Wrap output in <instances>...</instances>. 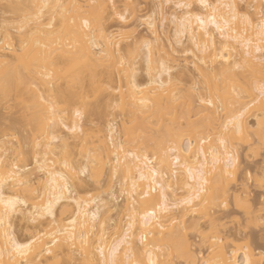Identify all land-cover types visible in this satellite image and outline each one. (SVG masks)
Wrapping results in <instances>:
<instances>
[{
    "label": "bare ground",
    "instance_id": "bare-ground-1",
    "mask_svg": "<svg viewBox=\"0 0 264 264\" xmlns=\"http://www.w3.org/2000/svg\"><path fill=\"white\" fill-rule=\"evenodd\" d=\"M120 1H124L122 3L132 12L136 11L137 3L135 5L132 0H0V6L7 2L4 8L8 7L9 12L17 16L15 21L3 20L4 25L0 22V29L3 30L0 31V106L18 109V112L15 111L18 116L12 119V125L3 129L0 138V160L8 166L7 170H11L15 163L19 176L29 185L18 190L21 197L27 194L29 207L20 205L17 211L5 220L4 228H0V264H20L22 259L14 253L9 254L10 246L5 247V229L18 242L35 241L30 253L23 257L28 264H60L65 256L73 262L72 264H97V261L100 264H105V261L111 264L113 259L116 264H135L138 260L147 264L146 250L151 253L157 264H176L174 259L179 255H184L181 258L183 260L187 258L186 264H198L195 252L191 251L190 241L185 238L187 233L183 231V224L179 227L184 228L179 230V220L185 221L182 215L188 211L190 215L191 212H198L201 217L197 214L199 216L195 222L198 220L193 222L199 226V218L209 216L207 209L211 210L220 204L219 201H229L227 199L233 196L225 175L229 172L238 174L241 166L237 146L239 143L234 140L238 133L241 134V130L242 133L246 132V136H238L245 138L246 141L243 142H251L256 137L252 136L257 135L260 139L258 141L256 137L257 142L264 145V100H261L255 90L256 84L264 78V65L260 62L264 52L256 51L257 48L264 49V36L257 27L264 0H210L212 3L234 6L238 17L247 16L253 23L251 27H247L238 19L235 30L227 33L231 39H222L215 29L210 30L214 33L211 39H201L202 33L197 31L196 41L200 44L199 49L193 43L191 32L181 33L179 36L177 34L178 21L187 9L168 14L165 7L164 19L160 18L159 21L155 17L152 26L148 18L153 17V14L138 17L137 22L132 24L129 23V18L127 22H122L112 13L113 3L117 5L118 12L125 13L119 10ZM240 1L246 3L242 6ZM155 2L158 4L159 16V6L162 3L166 6L169 3L192 4L194 13L202 12L198 7L199 0ZM101 5L107 7L101 8ZM40 12L42 16L40 21L36 22L35 17ZM219 12L225 18L230 17V9L227 7H222ZM174 14L177 15L176 23L172 20ZM105 15L106 22L98 23L104 20ZM84 19L91 21V30L83 27ZM114 21L118 22L117 25H113ZM159 22L163 24L161 27L164 26L165 31L166 24V27L171 24L174 26L171 28H174L173 32L175 30V46L182 47L183 38H188L190 49L187 51L193 56L196 73L191 77L188 70V76L191 78L188 80L194 82L200 77L198 85H184V75L179 76L180 71L176 76L177 69H174L179 65L175 63L177 59L173 52L168 51L170 45H166L171 44L173 38L166 37L170 39L168 42L162 37ZM140 26H145L150 32V42L149 36L143 38L144 35L135 36L131 43L125 42ZM128 27H132V34L129 32L127 35L125 29ZM13 33L17 35L14 36ZM143 39H147V42ZM93 40L96 47L93 46ZM146 43H150L151 48L147 47ZM174 44L172 43L171 48L175 53ZM204 44H207L209 52L203 50ZM142 46L145 51H142ZM180 51L182 53V50ZM186 52L183 51L184 54ZM221 55L229 59H221ZM141 56L146 59L144 64L147 65L144 70L148 77L144 82L138 81L139 69L135 67L140 62L137 59L140 60ZM161 64L164 65L163 69ZM184 72L187 78V72ZM194 87L198 88V92L193 91ZM217 90L223 101L219 107L209 109L207 105L199 103V98L209 95V92L214 98ZM49 100L56 102L57 111L63 114L66 124H75L77 132L66 131L61 127L58 123L60 117H57L56 124H49ZM245 109L247 111L239 121L229 123L230 120L235 121ZM77 110L82 113V118L75 115ZM112 110H117L122 116L119 130L115 120L108 123L106 120L107 126L105 125V129L103 127L104 130L100 127L97 131L84 130L83 124L81 125L85 117L96 116L95 118L102 120L103 117L111 115ZM250 116L257 120L253 129H258L253 130L250 122L247 123ZM225 125L228 129L226 132ZM248 127L255 131V134L251 132L252 140L251 134L247 136L250 132ZM23 130L27 131L24 140L30 144L37 165L34 166L33 172L27 166L29 164L23 163L21 145L14 143V139L22 135ZM53 136L56 138L53 139ZM221 136L227 139L229 151L235 154V169L226 167L227 157L224 147L219 143ZM248 137L249 139H246ZM70 139H74V143L77 141V145L80 140L79 155L82 157L77 158L76 151L73 152L76 147ZM231 142H234L233 146ZM235 143L237 148L234 147ZM172 148L177 149L175 156L180 160L179 165L174 164V156L170 151ZM214 155L217 157L215 165ZM144 156L156 158L155 185H152L153 178L148 170L151 165L146 166ZM65 161L69 165L68 168L64 166ZM35 169L40 172V177L35 176L34 179L32 175L38 172ZM189 169L193 170L194 179L189 177ZM200 173H203L202 177ZM5 174V167L0 165V175ZM141 174L147 179L142 180ZM81 175H85L87 180L95 179L99 184L98 178L104 176L105 185L111 191L108 192L110 200H102L101 196H88L93 188L99 187L95 188L90 183L87 186L86 178ZM62 176L67 177L70 191L64 192L61 197L60 190L65 183L61 179ZM150 185L156 188V192L142 197V193L148 191ZM161 185L165 196L168 197L167 212L159 207L163 203L160 196ZM244 185L243 190L248 192L247 185ZM99 186L102 188L104 185ZM115 186H119V192L125 195L123 204L116 203ZM37 190L43 199L34 201L32 194ZM81 190L86 197L81 194ZM179 190L185 191L180 198ZM49 202L52 205L51 215L47 214ZM173 204L178 206L173 207ZM34 207L39 208L40 212L30 215ZM154 207L159 223L148 215ZM177 212L181 213V219L177 221L180 223L175 222L177 218H174V214ZM124 218L127 223L123 227ZM16 219L25 221V227L28 225V229L25 228L28 230L25 239H19L15 233ZM72 220L76 221L75 225L70 223ZM212 220V223H215L216 219ZM182 231L184 235L181 234ZM180 234L184 236L181 241ZM142 235L146 236L144 243H141ZM204 237L213 245L207 238L210 236ZM122 240L125 242L120 244ZM220 241L222 242L223 238H219ZM228 242H222L223 245L219 246L218 250L210 246L213 250L201 264L207 261L212 264H255V255L251 248L248 247L237 255V250L228 249ZM118 244L120 250L113 257L111 250ZM100 249H103V257ZM125 251L129 253L127 258Z\"/></svg>",
    "mask_w": 264,
    "mask_h": 264
},
{
    "label": "rangeland",
    "instance_id": "rangeland-1",
    "mask_svg": "<svg viewBox=\"0 0 264 264\" xmlns=\"http://www.w3.org/2000/svg\"><path fill=\"white\" fill-rule=\"evenodd\" d=\"M132 1L135 2L134 3L135 5L137 3V5H136L137 6L136 7V11L134 10L133 12L131 10H129L130 8L129 9H128V7L126 8V6H125L126 4L124 5V3H122L124 1L118 2V6H120L119 10H121L122 12L130 13L127 16V18H129L128 19L129 23H132V24L134 22L136 23L137 20H138V17H141V16L146 15V14H149V15L155 14V17L160 21V16L158 15V12H157V11H159V9H157L158 8V4H155V3H157V2H155L157 0H132ZM5 3H7V2H5ZM5 3L3 2V4L1 5L3 9L0 8L1 9L0 10V22H1V24H2V21L3 20L8 21V19H10L11 21H15L16 20V17H17V16L16 17L14 16L15 14L9 12L10 10H9L8 7L7 8H4L5 7ZM244 3H246V2L245 1H243V2L240 1V4L242 6L244 5ZM174 5H175L174 3L167 4V6H166V12H168V14L171 13V12L172 13L173 12H180V9H176L174 7ZM124 7L126 8L125 11H124V9H125ZM4 18H7V20L4 19ZM10 20H9V22H11ZM6 23H8V22H6ZM6 23H5V26H6ZM115 23L117 25L118 22L114 21L113 25ZM164 23H166V21ZM167 23H169V22L167 21ZM1 24H0V26H1ZM2 25H4V24H2ZM159 25L161 27V25H163V24L161 22H159ZM166 25H165L166 31L163 30L164 29V26H163V28L162 27L160 28V31H161L162 37L164 39H166V41L168 40V42H169L170 39H172L173 37H175L174 36L175 35V30L173 32V29L174 28H171V27H174V26H172V24H171V26H167V27H166ZM13 30H12V32H13ZM132 30H133L132 27H128V28L125 29V31L127 32V35L129 34V32L131 33ZM0 31H3V30L0 29ZM15 31L16 30H14V32ZM149 33L150 32L147 30V28L145 26H140V27L137 28V31L135 33H133V34L131 33L132 35L130 36V38H129V36H127V38H129V39L128 40L125 39V42L126 41L127 42L129 41L131 43V41L134 40L135 36H140V35H141V37H143V35H144L143 38H146V36H149V39L148 40L150 42V35H149ZM15 34L16 33H13L14 36L17 35V34L15 35ZM168 36H170L169 37L170 39H167ZM143 40L145 41V39H143ZM172 40H173V42L171 41V44H166V42L164 44H166L167 47H168V45H170L168 51L170 53L173 52L172 54L177 59V62H175V63L178 64L179 67L174 69V70L177 69L175 71L176 76L178 75L177 72L180 71V74L183 72V74H181V75L179 74V76L184 75V76H182V78L184 80L182 78H180V79H182V81H183L182 83L184 85H186V86H188V85L190 86V84H191V86L198 85L197 82L200 81L199 80L200 77L195 76V78L196 77L199 78V79H197L198 81L195 78H192V80H194V79L196 80L194 82H192L191 80H188V78H190V76L192 77V75L193 76L196 75L195 70H194V67H193V58H192L193 56H191L192 55L191 53H188L190 51H187L188 48L190 49V45H188L189 44L188 38L185 37L182 40V43H183L182 45L184 46V49L185 50L182 49L183 46L182 47L181 46L180 47L175 46L174 43L176 42V39L173 38ZM14 41H16V40H14ZM145 42H147V39H146ZM172 43L174 44V46L176 48L175 53L173 51V48H171L172 47ZM124 45H125V43H124ZM143 46H142V49L143 50L142 49L141 50L142 51H145V49L143 48ZM180 50H182V53H181ZM183 51H185V52L187 51L186 53H188V54L185 55L183 53ZM144 53H143V55H144ZM9 59H10V56H9ZM141 59H143L142 56H141ZM141 59L140 60H139V58L137 59V61H140V62L135 67L136 68L138 67V69H139V71L137 73V77H138L137 79H138V81L140 80V82H142V81L144 82L147 79V77H148L146 75V71L144 70V67L146 68L147 65L144 64V63H146V59H143L142 61H141ZM143 61H145V62H143ZM174 70H173V72H174ZM181 70H183V71H181ZM188 70H189V72H190L191 75L188 73ZM184 71L187 72L186 73L187 76H188V74L190 76H188L186 78V76L184 74L185 73ZM172 75H173V73H172ZM173 77L175 78V76H173ZM178 78H176V79H178ZM17 110H15V109H8L6 107H3V106L1 107L0 106V138L2 137L3 129H5L9 125L11 126L12 125L11 123L14 122V120L12 121V119L14 117L16 118L18 116V115L17 116L15 115V113L17 114V112H18ZM15 111H17V112H15ZM111 113H112L111 115H109L107 117H103L102 120H101V118L100 119L99 118H95L96 116L95 117H92V115L90 116L92 118L85 117V119L83 120L84 122L82 121L81 122V125L83 124L84 130L85 129H87V130H89V129L93 130L94 129L95 131H97L99 127L102 130H104L105 129V125L107 126V124H105L106 123V120H107V123L110 120H113V121L115 120L116 121V124H117V127L116 128L119 130V128H120L119 126H120L121 121H122V116L118 114L119 112L117 113V110L116 111L115 110H112ZM253 117H251V116L248 117V119L249 118L250 119L247 122V123L250 122L249 124L252 125V129H253V126H254L255 122L257 121V120H255L256 118L254 119ZM104 118H106V119H104ZM256 126H257V124H256ZM103 127H104V129H103ZM248 128L250 129L251 127H248ZM249 129L247 130V132L249 131ZM252 129H250V132H248L247 136H249V134H251V132H253V131H251ZM255 129H253V130H255ZM104 133H105V131H104ZM253 133L255 134V131ZM244 134L246 136V132H243L242 133V130H241V134H239V133H238V135L236 134L237 135V138L234 139L235 141H237L239 143L238 145L235 143V146H234L236 148L238 146V149H239L238 151L240 153V156L239 157H240V161H241V166H240V168L238 170V174L235 173L237 175L236 177H234L235 176L234 172H231V175H229V174H226L225 175V177L227 179V182L229 181V184H230V187H229V185H228V187L231 188V192L233 193V196L231 195L232 193L229 194V195H231L230 197L228 196L229 199H227V200H229V201H226L225 200L226 201L225 202L222 199L223 202L222 201L221 202L219 201L220 204L218 206L212 208L211 210L209 209L210 211L207 209V212H209L207 214H209V216L207 214H205L208 217L205 216V218H203V217L202 218H199L200 219L198 221L199 222L198 223L199 226H197V224L196 225L194 224L196 217H198L199 215H200L199 217H201V214L198 213V212H197V214H199V215H197L196 213L195 214H192V212H191V215H192L191 216L189 211L186 212L184 214V216L182 215V218L183 217L185 218V221L184 220L183 221L186 224L183 223V221H182V219L180 217L181 216V213L177 212V213L174 214L175 215L174 218H177L175 222H177L179 219H181V220H179V221H181V224H177V223H180V222H177L175 224H177L178 227H179V225H182L183 224V226L185 227L184 228L183 226H181L182 229L184 228L183 231L185 230L184 232L187 233V235L185 234L186 235L185 238L190 241V246H191V249H192L191 251L195 252V255L197 257L198 264L203 263V261L210 256V251L213 250V249L214 250L215 249L218 250L219 246L223 245L222 242L224 243L225 241H227V242L229 241L228 242V245H226V244L225 245L229 247L228 249H230V251L237 250V253H238L237 255H239L242 251H246V248H248V247L251 248L253 250V252H254V255H255L254 256L255 264H264V218H262V212H264V183H261V178H264V145L262 143H260V144H262V145H260L257 142L258 136L257 135L252 136V134L250 135V138H251L250 140H252V137H255V136L257 138L256 137H255V139L253 138V141H251V142H248L249 140H247L248 143L247 142H243V141H246L245 138H242V137L241 138L240 137L238 138V136L239 135L243 136ZM25 135H27V131L26 130H23L22 135H20V136H18L17 138L14 139V143H17L18 145H21L22 150H23V157H24V159H23L24 162L23 163H26V165L29 164L27 166H29L30 169L33 172V170L35 168L34 166H37V165H36V161L34 160L35 158L33 157L34 154L32 153V150H31L32 148H31L30 144L27 143L24 140V136ZM239 139L242 140V141L240 140L241 143L239 142ZM246 139H249V137L246 138ZM70 141L73 142L72 145L74 147H76V148H74L73 152L74 151L78 152V150L81 149L80 140L78 141L79 142L78 145H77V141H75V143H74V139H70ZM254 141L257 142V144ZM258 141H260L259 138H258ZM234 142L233 143L231 142L232 146H233ZM252 142H254V143H252ZM250 143H252V144H250ZM258 145L260 147L261 146L262 147L259 148ZM73 146H71V147H73ZM76 152H75V155H77V158L82 157V156L79 155L80 154V150H79V152L77 154H76ZM74 157H76V156H74ZM35 171H38V170L35 169ZM38 175H40V172L39 171L38 172H35L34 175H32V176L34 178L35 176H38ZM81 176H84L86 178L85 175H81ZM104 176L107 177V175H104ZM104 176L103 177L101 176L100 179L98 178L100 184L97 183L95 179H94L95 181L93 179L92 180L89 179L90 180L89 181V180H87L88 178L85 179L83 177L85 180H87V182H86L87 183L86 184L87 186H89L90 184H92V185H94L93 187H95V188L99 187L98 189H94L93 188V191L91 190L89 195L87 194V192H85V190L82 189L83 192L85 194H87L88 196H94V195L95 196H101L102 197V200H108V199L110 200V198H109L110 193H108V192H111V191L109 190L108 186L105 185V180L106 179H105ZM39 177L40 176H38L37 178H39ZM244 184L247 185V187H248L247 191L248 192H246V190H243V186H245ZM99 185H104V186L102 188H100L101 186H99ZM84 186H85V184L83 185V187ZM87 186H86V188H87ZM83 187H81V188H83ZM116 187L117 186H115V189H114L115 195L117 197L116 203L123 204L124 201H125V195H122L121 192H119V190H118L119 189V186L117 188ZM244 189H245V187H244ZM82 190H81V192H82ZM83 192L81 194H83V196H84V193ZM184 192H185L184 190H179L178 191V194H179L178 197L179 198H180V196L182 197V195L184 194ZM84 197H86V196H84ZM247 205L249 206V208L250 207L251 208L249 209ZM202 216H204V215H202ZM192 218H194V219H192ZM207 218H209V219H207ZM190 219H192V220H190ZM212 219H216V220H214L216 224L214 222L212 223V221H213ZM16 220H15L16 222H14L15 223L14 224L15 233H16V235H17V237L19 239H25L26 238L25 236L28 233V230H27L28 229L27 228L28 225H27V227H25V221L22 220L23 222H21L19 219H16ZM197 220H196V222H197ZM123 221H124V225H123V227H124L127 222H125L126 221L125 218L123 219ZM26 224H28V223L26 222ZM201 226H202V228H200ZM193 227H195V229ZM25 228H27V229H25ZM175 229H177V228H175ZM182 229L180 228L179 230H182ZM183 231L181 232L182 235H184ZM178 233H179V231H178ZM182 235L179 237L180 238L179 241H181V237L182 238L184 237ZM204 235L205 236L206 235L210 236V237H207V238H209V241L210 242H213L212 243L213 245L209 244V242L206 241L207 239L206 240L204 239L205 238ZM178 236H179V234H178ZM188 236H189V239H188ZM219 238L220 239L223 238V241L222 242L220 241L221 244L219 242ZM182 241H184V240H182ZM182 244H183V246L185 245V243H182ZM182 244H181V246H182ZM183 246H182V248H183ZM210 246H213V249ZM182 256H184V255H182ZM182 256L181 257H180V255L179 256H175L176 258L174 257L175 258L174 260L176 262H174V263H176V264H186L187 263L186 262L187 260L185 261V259H187V258H185L183 260V259H181ZM63 258H62V262L60 261V264H67L68 261H69V258L66 257V256L63 257ZM65 258H67L68 261H66L67 259H65ZM72 263L73 262H70L69 261V264H72Z\"/></svg>",
    "mask_w": 264,
    "mask_h": 264
},
{
    "label": "snow or ice",
    "instance_id": "snow-or-ice-1",
    "mask_svg": "<svg viewBox=\"0 0 264 264\" xmlns=\"http://www.w3.org/2000/svg\"><path fill=\"white\" fill-rule=\"evenodd\" d=\"M101 8H106L107 5H101ZM165 4H161L159 6L160 8V18L164 19L165 17ZM174 7L176 9H180V10H184L187 9V12L182 13L181 18L178 21V28H177V34L178 36L181 33H188L191 32L193 35V43H195L197 45V49L200 48V44L197 43L196 41V33L197 31H199L200 33H202L201 39H211L214 35V33H211V29H215L216 32L220 33L221 38L222 39H231V36H228L227 33L230 31H234L235 27H236V21L238 19H240L247 27H251L252 26V20L249 19L247 16L245 17H238L237 14L235 13L234 10V6L232 5H221L219 3H212L210 2V0H199V4L198 7L202 10V12H197L194 13L193 12V8L194 6L192 4H187V3H176L174 5ZM222 7H227L230 9V17L229 18H225L223 15L220 14L219 10ZM111 11L113 14L116 15V17L118 19H120L122 22H127V16L130 13H120L117 11V5L116 4H112L111 6ZM42 16V12L38 13L37 16L35 17L36 22L40 21V17ZM155 19V14H153V17H149L148 21L150 23V26H152V23L154 22ZM107 20V16L105 15L104 20L103 21H98V23H104ZM172 20L174 23L177 22V15H173L172 16ZM49 27H51V25H49ZM83 27L86 29H90L91 30V21H89L88 19H84L83 20ZM257 27L259 29V32L262 36H264V5L261 6V15H260V19L257 22ZM101 37L103 38V30L101 28ZM111 40V38H109ZM93 46L96 47V43L93 40ZM146 46L151 48V44L150 43H146ZM213 47H215V45L213 44ZM203 50L205 52H209V48L207 46V44H204L203 46ZM225 51L227 52V49H225ZM257 52H264V49L261 48H257L256 49ZM188 53H185V55H187ZM221 59H229L228 57L221 55L220 57ZM261 64L264 65V57L261 58ZM201 63H204V61H201ZM161 68H164V65L161 64ZM50 78V77H48ZM169 83H171V79H169ZM256 92L259 94V97L261 98V100H264V78H262L257 84H256ZM194 92H198V88H193ZM233 91H235V88L233 89ZM41 99L43 100V97H41ZM47 103H49L50 108H49V124H56L57 123V117H60L58 123L60 124L61 127H64L66 131H70V132H77L78 128L75 124L72 125H68L66 124V122L63 119V114H61L60 112L57 111V107L58 105L56 104V102L54 100H49L47 101ZM199 103L202 105H207L209 109L212 108H217L220 106L221 103H223L219 90H217V93L215 95V97L213 98V95L211 94V92H209V95L207 96H202L199 98ZM249 107H251V105H249ZM247 109H245L244 111L240 112L239 117L235 118V121L230 120L229 123H234L236 121H239L243 116H244V112H246ZM75 115L77 117H81L82 118V113L77 110ZM237 127H239V124L237 123ZM227 129V125L224 126V131L226 132ZM56 137L53 136V139H55ZM201 142L203 143V139L201 140ZM219 143L221 146L224 147V154L227 157L226 160V167L228 169H235L236 165H237V161L235 158V154L231 153L227 147V139L223 136L220 137L219 139ZM170 151L173 153L174 156V164L175 165H179L180 164V160L177 156H175V153L177 151V149L172 148L170 149ZM137 159H139V157H137ZM144 161L146 162V166L151 165V167L148 169L152 179V185L156 184V180L154 179L157 175V170L155 167V157H150V156H144L143 157ZM217 162V157L214 155L213 156V165H215V163ZM0 165H3L6 169V174L5 175H0V228H4L5 225V220L10 218L16 211L17 208L20 205H24L25 208H28V196L27 194L23 197H21L18 194V190L21 187H29V185L27 184L26 181H24L20 176H19V169L16 167L15 163H13L11 170H7V165L4 163L3 160H0ZM64 166L66 168L69 167L67 161H65ZM185 167L187 165H184ZM229 175H231V172L228 173ZM173 175H175V172L173 173ZM188 175L190 178H195L193 170L189 169L188 171ZM200 176H203V173H200ZM61 179H63L65 181L63 187L61 188V197L63 196L64 192H68L70 191V185L68 184V179L67 177L62 176ZM141 179H147V177H145L143 174H141ZM261 183H264V178H261ZM161 191H160V196L163 200V203L159 205L160 209L164 212H167L168 209V197L165 196V190L163 189V186H160ZM133 191H135V183L133 184ZM151 192H156V188L152 187L151 185L148 188V191H145L144 193H142V197H147L149 195V193ZM32 198L34 201L36 200H42L43 196L41 195L40 191L37 190L35 193L32 194ZM189 201H185V203H188ZM133 203H135V201H133ZM173 207H177L178 205L173 204ZM226 206V205H225ZM51 202H49V204L47 205V214L51 215ZM40 212L39 208H33L32 211H30V215L36 213L38 214ZM148 215L150 217H152L153 219L157 220V222L159 223L158 217H157V212L155 207L153 208V211L148 213ZM262 218H264V212H262ZM71 224L75 225L76 221L72 220L70 221ZM83 227V225H82ZM131 227V225H130ZM82 238H83V233L81 234ZM3 236H4V241H5V247H9L10 246V255H12L13 253L19 257H21V262L20 264H28V262L26 260L23 259V257H26L32 248V244L35 243V241H30L28 243H21L18 242L14 236H12L6 229L3 232ZM127 239V236H125V240ZM125 240L120 241V244H123L125 242ZM146 240V236L142 235L141 236V243H144V241ZM129 247H131L129 245ZM119 244L117 246H115L111 252L113 257H115L117 251H119ZM101 253V257H103V249L99 250ZM157 251H159V249H157ZM145 254L148 256V262L147 264H157V261H155L154 259H152V255L150 252H148L146 250ZM129 255V253L127 251H125V257L127 258ZM97 264H100L99 261H97ZM105 264H108L107 261H105ZM111 264H116V261L113 259V261L111 262ZM135 264H144L143 261H136ZM205 264H212L211 261H207L205 262Z\"/></svg>",
    "mask_w": 264,
    "mask_h": 264
}]
</instances>
